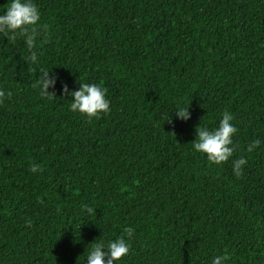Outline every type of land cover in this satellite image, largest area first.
Here are the masks:
<instances>
[{"label": "trees", "instance_id": "trees-1", "mask_svg": "<svg viewBox=\"0 0 264 264\" xmlns=\"http://www.w3.org/2000/svg\"><path fill=\"white\" fill-rule=\"evenodd\" d=\"M34 2L39 65L0 36V264H86L126 228L117 264H210L225 249L264 264V143L247 152L264 141V0ZM44 69L58 77L48 97L34 86ZM80 83L103 85L110 112L71 111L62 86ZM225 111L237 148L216 165L192 142Z\"/></svg>", "mask_w": 264, "mask_h": 264}, {"label": "clouds", "instance_id": "clouds-1", "mask_svg": "<svg viewBox=\"0 0 264 264\" xmlns=\"http://www.w3.org/2000/svg\"><path fill=\"white\" fill-rule=\"evenodd\" d=\"M6 7L0 8V36L7 40L15 41L18 37L23 38L29 51L26 61L33 65H39L40 60L35 51L37 41L47 31V25L41 23V13L34 0H7ZM51 73V75H50ZM58 77L52 70L44 69L35 83L43 97L54 95L48 90L55 89ZM65 95L73 98L70 103V110L84 114L89 118L98 116L101 113L110 112L111 101L107 98V89L97 83H80L78 90L69 91L68 85L62 86ZM10 95L6 90L0 89V102ZM177 118L187 121L190 119L189 107H178L175 111ZM235 117L230 111L222 113L218 126L209 128L207 124H200L196 127V138L192 142L194 151L206 154L209 162L221 165L229 161L236 151L237 145L233 142V136L238 128L233 123ZM170 121V118L168 120ZM264 141L253 139L247 145V152L257 150ZM247 159L241 156L232 160L233 172L237 177L242 175L243 167ZM31 171H41L39 165L33 164ZM94 209L87 204H81L82 214H91ZM127 239L123 236L109 240L107 243L97 241L89 249L86 256V264H117L125 258L131 248V237L134 229L126 228ZM232 253L225 249L221 254L212 257L210 264H230ZM84 260V261H85Z\"/></svg>", "mask_w": 264, "mask_h": 264}]
</instances>
